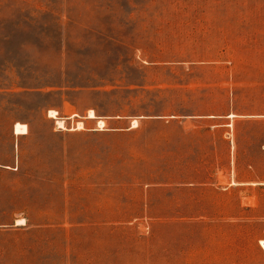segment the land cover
Instances as JSON below:
<instances>
[{"label": "rangeland", "instance_id": "rangeland-1", "mask_svg": "<svg viewBox=\"0 0 264 264\" xmlns=\"http://www.w3.org/2000/svg\"><path fill=\"white\" fill-rule=\"evenodd\" d=\"M262 240L264 0H0V264H264Z\"/></svg>", "mask_w": 264, "mask_h": 264}, {"label": "bare ground", "instance_id": "bare-ground-1", "mask_svg": "<svg viewBox=\"0 0 264 264\" xmlns=\"http://www.w3.org/2000/svg\"><path fill=\"white\" fill-rule=\"evenodd\" d=\"M51 114L53 116H56L57 114V111L56 110H52L51 111ZM90 117H95V114L91 111L90 114H89ZM103 123V120H100V123L99 124H102ZM58 125L61 126V127H64L66 128L63 124V120L61 121H58ZM102 126V125H101ZM15 132L16 133H25L27 132V124L26 123H20L18 122L15 126ZM24 218H21V219H18V221H22ZM22 223V222H21ZM24 223V222H23ZM262 244H264V240L261 241Z\"/></svg>", "mask_w": 264, "mask_h": 264}]
</instances>
